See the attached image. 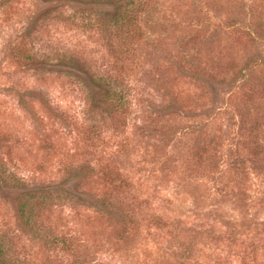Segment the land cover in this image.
<instances>
[{
	"label": "rangeland",
	"instance_id": "1",
	"mask_svg": "<svg viewBox=\"0 0 264 264\" xmlns=\"http://www.w3.org/2000/svg\"><path fill=\"white\" fill-rule=\"evenodd\" d=\"M94 1L105 0H0L1 168L46 185L76 167L67 188L81 195L52 212L68 233L89 230L101 195L138 212L137 226L86 232L89 264H264V87L252 98L247 82L264 77V36L248 35L264 30V0H157L116 80L105 71L110 22L101 36L78 26L99 15ZM75 42L110 88L124 87L126 110L110 96L96 108L68 67L28 68V51L53 59ZM168 104L174 113L160 112ZM7 206L3 233L37 245ZM28 246L17 251L59 264L60 251Z\"/></svg>",
	"mask_w": 264,
	"mask_h": 264
},
{
	"label": "trees",
	"instance_id": "2",
	"mask_svg": "<svg viewBox=\"0 0 264 264\" xmlns=\"http://www.w3.org/2000/svg\"><path fill=\"white\" fill-rule=\"evenodd\" d=\"M93 1V0H90ZM157 0H105L103 2L94 1L91 2L95 5L98 4L101 6L99 9V15L95 18L87 17L81 19L78 26L83 27V30L86 27H90L93 29V36L102 35L103 26L101 23L107 20L108 28H114L115 32V42L111 37L105 42L109 48L110 58L112 59L107 62L106 70L110 73L111 70L115 71L114 80L117 78H123L126 72V64H123L125 61H133L135 57V51L138 49V45L140 44L142 38L144 37V22L147 20L148 16L151 15L152 8L155 6ZM87 20V21H86ZM86 21V22H85ZM34 22V21H33ZM90 25V26H88ZM254 35L253 38L260 36H264V30H249L248 35ZM80 42H75L73 45L66 49L65 51L58 53H53V56L50 59L44 57H37L35 54H30L29 51L24 56V58L28 59L27 63H30L28 66L29 69H51L54 71L62 70V67L67 68L68 70H73V74H79V83H81L85 88H89L91 103L95 105L96 108L99 107V103L101 104L104 100V97H109L115 99L114 106L118 105L121 109H125L126 103V92L124 87L120 88H110L109 81L112 76L104 77L103 72L93 71L88 64V57H86V53L84 52V48L79 44ZM52 55V54H51ZM36 57V58H35ZM104 57V56H103ZM120 63V64H119ZM76 64V65H75ZM180 69H183L184 66L182 64L177 63ZM257 63L254 66L243 67L240 69V73L243 70L247 69L249 73L254 71ZM61 67V68H60ZM58 68V69H57ZM193 70L192 68H190ZM75 71V72H74ZM194 71V70H193ZM261 74V73H259ZM78 76V75H77ZM262 75H258V81L252 80V77L247 81L251 90V97L257 96V93L260 91L261 86L264 87V77ZM41 83V81H39ZM82 86V87H83ZM83 87V88H84ZM42 88V87H41ZM40 86H34V88H28V95H33L35 89L40 90ZM46 92V90H45ZM44 92V93H45ZM170 104L165 105L160 112L165 111L174 113L172 111L173 108H170ZM10 153V150L7 151V154ZM1 162V160H0ZM76 167L68 166L66 168L65 177L60 178L56 183H47L45 182H35L32 178H26L24 176H18L13 172H9L5 168H1L0 165V210L1 208H6L7 201L14 205V212L16 215V221H19V224H22L23 227L29 229V233L31 234V239H35L37 242L34 244L30 243L28 245L25 242L20 241V236L15 233L12 234L10 238H7V234L3 233L0 228V264H37L39 261V256H37V252L35 254L34 251L30 250L28 252L17 251V247L22 249L32 248L33 246H37L38 249H42L47 253V251L52 247L53 251L61 252L62 255H58L55 260L59 264H62V259L64 258H72L73 264H89L87 260V248H86V232L88 233L91 229V234L93 235L96 229L101 228L104 222H107V226L114 227H123L126 224H132L137 226L138 212L135 213L133 208H129V206H125L124 201H116L106 195H101L98 197L99 204L95 205L96 216L90 218L89 216L85 218L84 222L85 226L88 227L89 230H86L82 227L74 226L73 232H67L65 226H67V222L65 221L66 216H62L61 218L58 216L52 217L55 212H62L63 205L62 200L66 201L70 200L72 195L77 196L81 195L78 188V185L74 188H67L69 181L78 179L79 177L73 175L74 169ZM76 173V172H75ZM121 180L119 183H122ZM111 184V181L109 182ZM120 184H116L115 188H117ZM74 196V197H75ZM11 198V200H8ZM89 199V197H88ZM72 204V203H71ZM128 204V203H126ZM88 208L89 206H84ZM82 208L85 210V208ZM75 215L81 216V211L79 208H75ZM83 211V210H82ZM7 211L5 212V214ZM7 215V214H6ZM2 217V216H1ZM4 218V217H2ZM155 219L161 220L159 215H154ZM63 220V221H62ZM6 227L9 230L7 223H3L2 226ZM3 233V234H2ZM129 231L127 232V235ZM14 235L16 238H14ZM94 237V236H93ZM123 239L124 237L121 236ZM128 240V239H127ZM17 243H22L18 245ZM22 253V254H21ZM43 256H41L42 258ZM48 258V254L45 256Z\"/></svg>",
	"mask_w": 264,
	"mask_h": 264
}]
</instances>
